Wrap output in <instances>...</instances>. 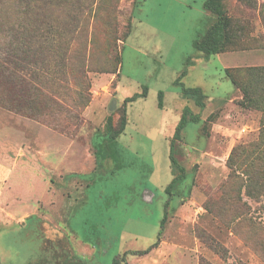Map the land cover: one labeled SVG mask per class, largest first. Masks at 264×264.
I'll return each mask as SVG.
<instances>
[{"label":"rangeland","instance_id":"obj_1","mask_svg":"<svg viewBox=\"0 0 264 264\" xmlns=\"http://www.w3.org/2000/svg\"><path fill=\"white\" fill-rule=\"evenodd\" d=\"M204 2L40 0L14 60L44 88L0 104V264H264V171L249 164L264 98L254 84L240 105L224 71L247 84L264 66V0H223L232 41L215 55L193 45L216 20ZM184 70L203 108L175 83ZM185 106L200 117L175 139L185 177L168 192Z\"/></svg>","mask_w":264,"mask_h":264},{"label":"trees","instance_id":"obj_2","mask_svg":"<svg viewBox=\"0 0 264 264\" xmlns=\"http://www.w3.org/2000/svg\"><path fill=\"white\" fill-rule=\"evenodd\" d=\"M138 5V1H136L134 8H137ZM204 7L206 10L215 15L216 20L206 29L200 38L193 42V45L196 50L206 55H215L222 52L232 41L231 19L226 12L223 0H205ZM44 16L45 6L41 5L40 0H0V28H2V33L5 34V38H10L9 40L0 43L1 105H15L13 103H15L14 101L17 96L25 98L28 93L32 94L37 91L39 92V88H44L43 85L40 84V80H38L39 77H36L31 73L27 74L28 72L25 73L24 71H28V68H19L14 60V54H16V48L14 44L16 39L27 32L28 24L31 20L35 19L36 22L39 20V18H43ZM29 49L30 48H26L24 51L26 52ZM224 71L227 74L229 80L243 93V98L240 101V105L247 106V103H254L255 100L252 96V85L254 84L260 85V96L264 98V66L254 67L249 70L253 79L247 84L241 83L237 76L236 78L233 74H231L233 73L232 70L226 68ZM186 72L187 70L182 71L175 83L181 87V92L185 97H192L194 103L200 108H203L205 106L204 99L206 98V94L203 92L202 88L186 87L181 82V78L186 74ZM146 93L147 87L144 86L141 92H136L124 99L121 110L122 113L119 117L117 128H114L112 119L110 116H108L105 130L106 139L108 141L114 142L116 138L124 131L127 124V104L136 100L138 97L145 96ZM158 96L159 105L162 106L163 92L160 91ZM199 117V114H193L190 108L185 106L183 112L181 113L180 120L175 127L173 136L170 140V161L175 175L172 177L170 183L166 187L168 192H171V189L174 187V185L185 177L184 174H182V172H184V168L179 165L172 152L175 139L180 137L181 132L188 121L196 123L199 121ZM259 144V141H256L252 143L250 147L255 148ZM233 150H236V148H233ZM262 160V163L254 164L250 162L249 164H252L253 169L256 171L258 170V172H261L264 171V158ZM249 174L251 177L253 176L251 171H249ZM164 220L165 217L162 220V224L164 223ZM117 263L118 260L116 259L115 264Z\"/></svg>","mask_w":264,"mask_h":264},{"label":"crops","instance_id":"obj_3","mask_svg":"<svg viewBox=\"0 0 264 264\" xmlns=\"http://www.w3.org/2000/svg\"><path fill=\"white\" fill-rule=\"evenodd\" d=\"M0 192H3V191L0 190ZM1 202H2V195L0 194V204H1ZM1 208H2V206H0V209Z\"/></svg>","mask_w":264,"mask_h":264}]
</instances>
